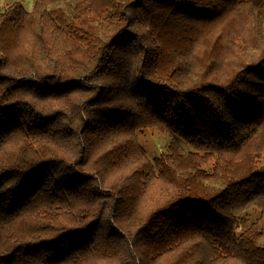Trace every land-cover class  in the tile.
I'll list each match as a JSON object with an SVG mask.
<instances>
[{
  "label": "trees",
  "instance_id": "obj_1",
  "mask_svg": "<svg viewBox=\"0 0 264 264\" xmlns=\"http://www.w3.org/2000/svg\"><path fill=\"white\" fill-rule=\"evenodd\" d=\"M231 12L264 42V0L0 10V264H264V45L220 84L182 31Z\"/></svg>",
  "mask_w": 264,
  "mask_h": 264
},
{
  "label": "rangeland",
  "instance_id": "obj_2",
  "mask_svg": "<svg viewBox=\"0 0 264 264\" xmlns=\"http://www.w3.org/2000/svg\"><path fill=\"white\" fill-rule=\"evenodd\" d=\"M14 2L21 3L28 11L33 10L34 0H0V10ZM64 8H67L65 12L67 14L69 8ZM44 9V13L40 16L41 20L46 18L48 11L53 15L57 13L54 5L51 7L48 5ZM235 13L228 15L227 19L224 20L193 21L191 25L190 23L186 25L185 31L182 30L186 36L193 35L195 40L196 56H192L191 63L195 64L198 70H202L203 74L208 75V79L219 81L220 84H224L231 74L243 67L247 63L248 57L254 55L260 57V49L264 45L262 34L256 32L257 27L259 29L262 27L257 23L258 20L248 19L245 15L234 17ZM178 24L183 29L182 22L180 21ZM170 29L173 31L171 25ZM214 58L219 59L215 60ZM219 66L222 68L221 72H214ZM231 70L232 72H230ZM169 138L167 132L160 131L155 127H148L136 132L133 141H135L136 149L140 154L145 155L151 161L154 160L155 163L158 156L167 153L170 143ZM255 141L264 143V132L260 133ZM259 161V168L264 169L263 154L260 155ZM151 180H157V177ZM154 185L155 182L152 184V188H154ZM154 191L155 189H152L149 192ZM20 226L22 227V225ZM5 242L7 243V241Z\"/></svg>",
  "mask_w": 264,
  "mask_h": 264
}]
</instances>
